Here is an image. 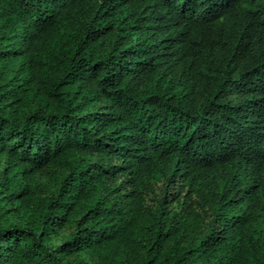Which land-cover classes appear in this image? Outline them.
<instances>
[{
    "label": "trees",
    "instance_id": "obj_1",
    "mask_svg": "<svg viewBox=\"0 0 264 264\" xmlns=\"http://www.w3.org/2000/svg\"><path fill=\"white\" fill-rule=\"evenodd\" d=\"M0 264H264V0H0Z\"/></svg>",
    "mask_w": 264,
    "mask_h": 264
}]
</instances>
